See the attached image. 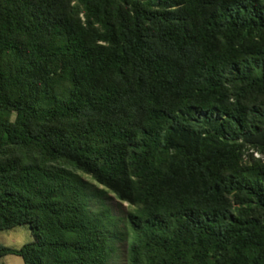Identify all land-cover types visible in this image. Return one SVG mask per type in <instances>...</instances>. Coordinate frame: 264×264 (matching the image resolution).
Wrapping results in <instances>:
<instances>
[{"label": "trees", "instance_id": "16d2710c", "mask_svg": "<svg viewBox=\"0 0 264 264\" xmlns=\"http://www.w3.org/2000/svg\"><path fill=\"white\" fill-rule=\"evenodd\" d=\"M254 153L264 0H0V258L264 264Z\"/></svg>", "mask_w": 264, "mask_h": 264}, {"label": "rangeland", "instance_id": "374dc122", "mask_svg": "<svg viewBox=\"0 0 264 264\" xmlns=\"http://www.w3.org/2000/svg\"><path fill=\"white\" fill-rule=\"evenodd\" d=\"M259 157L264 159V156L257 153ZM86 178V177H85ZM88 180V178H87ZM91 184L95 185L93 182L88 180ZM105 201L107 205L112 209V212L116 216H122L129 209L128 205L125 203H120L114 195L108 193L105 196ZM33 242V237L27 226H20L10 231L0 232V246L19 249L23 245ZM127 253L126 249L123 247L119 248L116 255L111 259L109 264H127ZM22 258L16 255H6L0 258V264H22Z\"/></svg>", "mask_w": 264, "mask_h": 264}, {"label": "built area", "instance_id": "2783aa9c", "mask_svg": "<svg viewBox=\"0 0 264 264\" xmlns=\"http://www.w3.org/2000/svg\"><path fill=\"white\" fill-rule=\"evenodd\" d=\"M254 156H255L256 158H260L259 155H258L257 153H254Z\"/></svg>", "mask_w": 264, "mask_h": 264}]
</instances>
